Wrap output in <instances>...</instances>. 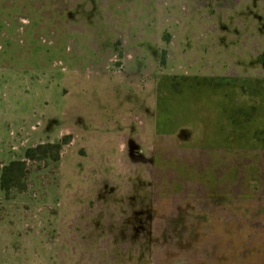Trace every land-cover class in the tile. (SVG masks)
Listing matches in <instances>:
<instances>
[{
	"label": "rangeland",
	"instance_id": "374dc122",
	"mask_svg": "<svg viewBox=\"0 0 264 264\" xmlns=\"http://www.w3.org/2000/svg\"><path fill=\"white\" fill-rule=\"evenodd\" d=\"M214 135L264 145V0H0V264L207 253Z\"/></svg>",
	"mask_w": 264,
	"mask_h": 264
},
{
	"label": "crops",
	"instance_id": "0c3cea01",
	"mask_svg": "<svg viewBox=\"0 0 264 264\" xmlns=\"http://www.w3.org/2000/svg\"><path fill=\"white\" fill-rule=\"evenodd\" d=\"M214 137V142L219 145H192L189 148L198 151V156L205 153L204 156L211 158V165L203 172L204 178L199 177L198 181L213 183L206 187H212L217 201L187 202L183 205V208H187L182 210L183 215L192 217L191 222L200 224L198 229H192L191 237L195 236L196 230L197 234H202L206 227L212 241L205 242L209 248L207 253L195 249L190 242L184 259L187 264H264V198L257 202V199L251 198L256 193L264 195V192L260 193L264 189L258 188L256 191L253 187L254 164L259 158L257 152L264 149L239 148L232 145L237 142L235 139H223L218 135ZM257 170L261 171V167H257ZM239 185L247 192L245 202H237ZM204 216L210 220L214 218V226L209 224L210 221L206 224Z\"/></svg>",
	"mask_w": 264,
	"mask_h": 264
},
{
	"label": "trees",
	"instance_id": "16d2710c",
	"mask_svg": "<svg viewBox=\"0 0 264 264\" xmlns=\"http://www.w3.org/2000/svg\"><path fill=\"white\" fill-rule=\"evenodd\" d=\"M213 141H214V139H211L210 141L208 140L207 141L208 143H205L203 146H215L216 143L213 142ZM237 142H239V141H237ZM237 142H235V143H237ZM246 142L247 141H245V143L242 144V145H240V144L238 145V144H234V143L232 145L237 146L239 148H252V147H254V148H263L264 149V145L254 144L253 141L252 142L249 141L248 143H246ZM217 145H219V143ZM32 153H33V150L32 149H28L26 151V156L29 157V158H31V157H33V154ZM10 166H18V167H20V170L22 171L21 173H23V171L25 169V163H24V161H12L10 163ZM4 176H3V178H4ZM2 183H3V186H5V179H3V182Z\"/></svg>",
	"mask_w": 264,
	"mask_h": 264
}]
</instances>
